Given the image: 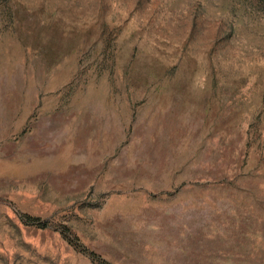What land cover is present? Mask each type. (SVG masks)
<instances>
[{"label": "rangeland", "instance_id": "374dc122", "mask_svg": "<svg viewBox=\"0 0 264 264\" xmlns=\"http://www.w3.org/2000/svg\"><path fill=\"white\" fill-rule=\"evenodd\" d=\"M0 264H264V0H0Z\"/></svg>", "mask_w": 264, "mask_h": 264}, {"label": "trees", "instance_id": "16d2710c", "mask_svg": "<svg viewBox=\"0 0 264 264\" xmlns=\"http://www.w3.org/2000/svg\"><path fill=\"white\" fill-rule=\"evenodd\" d=\"M45 225V224H44ZM44 225H42V226H44Z\"/></svg>", "mask_w": 264, "mask_h": 264}]
</instances>
